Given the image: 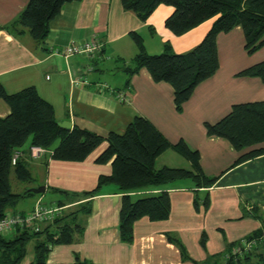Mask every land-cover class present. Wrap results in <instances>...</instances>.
Wrapping results in <instances>:
<instances>
[{"label": "crops", "instance_id": "0c3cea01", "mask_svg": "<svg viewBox=\"0 0 264 264\" xmlns=\"http://www.w3.org/2000/svg\"><path fill=\"white\" fill-rule=\"evenodd\" d=\"M27 1L0 0V86L6 92L34 86L53 105L57 121L68 120L71 127L78 125L101 135L109 131L122 134L135 116L146 117L170 142L182 139L196 150L204 174L217 177L207 187H196L190 178H180L131 192L138 197L167 191L170 214L165 220L146 216L137 219L133 240L128 243L119 237L122 192L113 183L102 185L89 199L90 213L79 216L84 224L81 237L72 243L53 245L45 264H72L76 257L96 264H216L215 257L223 255L228 243L262 227L264 154L234 165L236 158L250 148L236 150L227 139L207 135L205 124L219 120L234 104L264 101V80L239 74L264 60V44L248 52L239 25L218 33V68L195 86L177 110L172 86L154 81L146 68L134 73L127 83L124 66L138 51L133 33L140 36L149 54L161 52L164 43L182 53L201 41L215 17L176 35L164 25L173 11L171 5H157L143 21L125 10L120 0H75L61 6L50 20L48 34L37 42L26 30L12 24ZM91 37L102 43L101 52L93 57L55 52ZM88 65L92 69L88 70ZM84 78L87 82H76ZM100 84L105 87L100 89ZM119 93L125 94L124 101L119 100ZM8 112V104L0 98V116ZM107 145L103 140L80 161L53 159L46 149L32 157L28 143L16 149L32 179L20 182L11 173L10 181L13 176L27 187L15 193L39 186L44 190L29 195L36 194V198L28 208L13 209L19 199L8 212L31 210L46 192L53 193L47 205L64 200L58 216L84 202L87 198L82 193L94 189L100 175L111 173V160L96 161ZM154 166L190 168L191 164L170 148L155 159ZM168 235L181 241L188 258L180 254ZM32 258L33 254L25 256L19 264H30Z\"/></svg>", "mask_w": 264, "mask_h": 264}, {"label": "trees", "instance_id": "16d2710c", "mask_svg": "<svg viewBox=\"0 0 264 264\" xmlns=\"http://www.w3.org/2000/svg\"><path fill=\"white\" fill-rule=\"evenodd\" d=\"M75 0H28L13 26L26 30L37 42L49 32L50 20L66 2ZM125 10L145 21L159 4L173 7L164 25L172 33L180 35L206 19L215 17L201 41L192 49L178 53L169 43L156 54L146 52L142 39L133 33L138 51L124 66L129 78L141 68H146L156 82H168L173 88V100L177 110L190 97L195 86L212 75L218 68L216 36L239 25L244 35V47L253 52L264 44V0H120ZM241 75L258 76L264 80V60L239 72ZM0 98L9 107L0 116V218L21 198L34 194L25 189L15 193L11 188L10 174L16 180L30 182L32 175L26 163L18 157L11 163L14 151L23 147L41 146L53 159L80 161L103 140L106 149L96 158L97 162L111 160V173L100 175L96 187L82 193L84 202L57 216L39 231L17 229L11 237L0 234V264H19L32 242L33 258L30 264H45L51 247L78 240L84 230L80 215L90 213L89 199L106 183L115 184L122 192L119 212V237L132 242L134 222L146 216L150 220H165L170 214V198L167 191L134 197L130 193L150 186H158L180 178H190L196 187L210 186L216 178L204 174L199 164V154L184 140L170 142L146 117L137 115L122 134L113 131L105 135L73 125L64 129L57 123L53 105L44 99L34 86H26L8 93L0 86ZM207 135L227 139L236 150L250 148L234 161V165L264 154V101H252L232 105L231 109L214 123H206ZM263 144V145H262ZM173 149L190 161V168L163 166L156 168L155 159L165 150ZM66 194V191H61ZM64 200L57 202L64 205ZM207 198L204 205L207 206ZM264 222V221H263ZM264 224L242 239L255 240L262 248L254 246L239 254L232 249L240 240L227 244L222 262L216 264H264ZM168 239L180 254L188 258L186 249L174 235ZM203 244V238L201 239ZM216 256V257H221ZM215 257V258H216ZM72 264H96L88 260H76Z\"/></svg>", "mask_w": 264, "mask_h": 264}, {"label": "built area", "instance_id": "2783aa9c", "mask_svg": "<svg viewBox=\"0 0 264 264\" xmlns=\"http://www.w3.org/2000/svg\"><path fill=\"white\" fill-rule=\"evenodd\" d=\"M102 50V43L96 37H91L82 41H74L61 49H55L56 53H60L64 56H70L75 54L84 55L87 57H93L100 53ZM87 69H92V65H88ZM75 81V80H74ZM76 82H87L86 79L77 80ZM75 82V83H76ZM102 89L104 84H100ZM118 98L121 101L126 99L124 93H119ZM45 149L41 146H31L30 155L37 157L43 153ZM19 157V152L15 151L11 157V163L15 164L16 159ZM61 207L58 205H47L42 201L37 200L31 210L26 212H8L0 218V234L14 233L17 229H31L33 231H39L44 223L51 222L61 212ZM256 244L255 240L241 239L240 245L235 246L232 249L233 253H241L249 251Z\"/></svg>", "mask_w": 264, "mask_h": 264}, {"label": "rangeland", "instance_id": "374dc122", "mask_svg": "<svg viewBox=\"0 0 264 264\" xmlns=\"http://www.w3.org/2000/svg\"><path fill=\"white\" fill-rule=\"evenodd\" d=\"M11 185H12V191L13 192H19L24 187H26V185L24 183H19V182L15 181L13 176H11ZM42 195H43L42 202L44 204H50V200L53 197V193L46 192ZM35 198H36V194L34 196H28L26 198H22L13 207V209L17 210V209L28 208L34 202ZM262 215L264 217V212H262ZM12 235H13V233H6L5 234L6 237H11ZM255 246L258 247L259 249H261L263 247L262 244H260V243H256ZM30 255H32V242L28 243V252H27L26 256H30ZM216 258H217V262H219V261L222 262V256L216 257Z\"/></svg>", "mask_w": 264, "mask_h": 264}, {"label": "water", "instance_id": "95a60500", "mask_svg": "<svg viewBox=\"0 0 264 264\" xmlns=\"http://www.w3.org/2000/svg\"><path fill=\"white\" fill-rule=\"evenodd\" d=\"M57 123H58V125L60 127L64 128V129H70L71 128V123L68 120L57 121ZM29 190H31L33 193H39L42 190H44V187L43 186H39V187H36V188H31Z\"/></svg>", "mask_w": 264, "mask_h": 264}]
</instances>
